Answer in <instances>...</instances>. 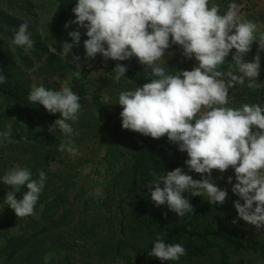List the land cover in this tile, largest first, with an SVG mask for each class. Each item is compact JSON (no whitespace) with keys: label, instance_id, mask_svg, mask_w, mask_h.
Here are the masks:
<instances>
[{"label":"clouds","instance_id":"9594fccd","mask_svg":"<svg viewBox=\"0 0 264 264\" xmlns=\"http://www.w3.org/2000/svg\"><path fill=\"white\" fill-rule=\"evenodd\" d=\"M72 12L75 19L68 21L65 28L73 24L78 27L68 32L72 43L61 44L64 56L79 46V29L84 28L87 57L101 54L105 61L136 57L140 64L150 67L155 79L119 93L122 128L154 139L166 135L180 152L187 153L184 163L188 170L201 174V179L196 180L181 167L165 172L148 188L152 202L157 207L167 205L177 216L194 213L185 192L201 197L206 194L210 204H223L228 190L217 186L212 171L224 173L231 167L236 183L232 184L231 176L227 183L232 184V193L239 197L233 202L238 219L257 230L264 228V107L227 106L229 89L243 84L246 78L254 80L259 76L264 35L257 41L256 24L241 17L236 3H231L221 15L218 5L209 7V0H77ZM28 29V22L21 23L12 41L26 52L35 44ZM253 42L258 43L259 49L252 61H246L244 57ZM173 45H179L186 58L194 57L198 66L176 74L168 72L158 62L167 63L164 57ZM233 49L232 61L239 74L228 73L224 78L217 69ZM79 61L80 57L73 55L70 63L79 67ZM112 71L114 80L119 82L128 68L117 63ZM6 82L7 77L0 70V84ZM28 99L42 105L49 114L60 113L61 118L50 125L49 132L58 129L66 136L73 134L69 121H78L81 104L70 87L54 90L33 85ZM10 136V129L0 132V143L10 140ZM58 150L72 155L78 151L71 140L61 143ZM45 180L44 171L39 172V179H33L30 169L20 166L0 177L3 184L12 188L4 201L17 217L34 214ZM25 185L27 191L18 200L16 194ZM184 255V246L166 243L160 235L150 253L161 261H178Z\"/></svg>","mask_w":264,"mask_h":264},{"label":"rangeland","instance_id":"374dc122","mask_svg":"<svg viewBox=\"0 0 264 264\" xmlns=\"http://www.w3.org/2000/svg\"><path fill=\"white\" fill-rule=\"evenodd\" d=\"M22 1L23 4L21 2L18 4L21 10L17 9V13H14L4 7L0 0V22L18 25L28 22L30 30L35 27V22L31 21L34 14L40 15L51 9L46 0ZM231 3L238 5L243 19L256 24L255 35L258 41L259 37L264 35V0H209V7L218 5L219 12L223 15ZM55 16L56 11L41 16L42 25L39 28L35 27L44 44L50 38L48 24ZM77 27L73 24L72 31ZM13 29H4L3 32L7 35L15 34L18 29ZM79 31L81 33L79 46L74 47L67 57L61 50L52 47L32 66L22 69L20 66H12L9 71L10 80L5 86L20 100L30 102L28 96L33 85L42 84L46 88L59 90L64 86L72 88L75 80L82 83L79 89L83 92L84 100L83 111L78 121H69L73 134L66 136L58 129L52 130L51 147L44 144L35 149L17 150L13 146H3L7 140L0 143L2 150L0 154H5V158L0 160L1 177L16 166L30 169L33 179H39L40 171L46 173L45 187L39 196L34 214L23 218L17 217L14 210L4 201L7 192L12 188L0 181V248L5 246V236L9 234L27 235L32 230L40 229L52 222L63 221L61 227L36 238L9 264H221L217 249H206L205 254L200 255L198 250L187 248L186 241L179 243L185 247L186 255L178 261H161L155 257L142 258L143 249L158 235L163 236L168 225L182 224L188 215L185 213L184 216H177L167 208V205L157 207L149 193L148 188L151 185L145 184L143 185L145 191L129 195L134 182L136 154L150 143L165 142L167 136L154 139L122 128L119 93L134 90L139 86L131 84L125 76L116 82L112 70L117 63L132 66L137 70L152 69L140 64L136 57L126 61L111 59L105 61L101 54H97L95 58L87 57L84 49L86 29L80 28ZM1 37L5 35L1 33ZM52 42L57 45L55 39ZM258 49V43L253 42L251 51L244 59L252 61ZM234 53L235 49L217 69L224 74V78H227L228 73L239 74L237 66L232 61ZM73 55L80 57L79 67L70 63ZM259 55L261 58L259 76L254 80L246 78L243 84H236L229 89L228 107L240 108L244 104H259L264 107V51H260ZM183 57H185L183 49L179 45H173L166 51L164 59L167 63L163 60L158 63L173 73ZM194 66H198L195 59L188 62L185 70H191ZM250 83L252 87H249ZM95 96L99 97L101 112L96 105ZM10 126L11 122H8L6 130ZM68 140L74 142L77 154L72 155L67 151L58 150L59 145ZM110 148L122 149L123 157L109 162L106 156ZM176 167L183 168L193 179H201V174L190 172L184 161L177 156L171 159L165 172ZM221 176L223 179H218ZM229 176L233 178L232 184L236 183L234 169L231 167L224 173L212 171V178L217 186L228 190V197L223 204H230L233 198L239 199L237 195L233 197L231 193L232 184L227 183ZM26 191L25 185L16 194V198L22 199ZM203 200L208 202L206 194ZM122 203L124 212L120 207ZM9 220L13 221V225L8 232L7 225L4 227L2 224ZM215 226L236 234L242 241L251 240L264 244V228L257 230L254 225L247 224L230 213L201 219L197 228L207 229ZM124 228L125 242L119 247ZM226 246L232 264H264V258L258 254ZM3 259L4 257L0 259V264H3Z\"/></svg>","mask_w":264,"mask_h":264},{"label":"trees","instance_id":"16d2710c","mask_svg":"<svg viewBox=\"0 0 264 264\" xmlns=\"http://www.w3.org/2000/svg\"><path fill=\"white\" fill-rule=\"evenodd\" d=\"M2 5L7 7L10 11L17 13L19 8V2L23 4L22 0H1ZM51 9L48 12H42V14H34L31 21H34V26L39 28L42 25V17L49 15L53 11H56L55 18H52L49 22V40L44 44V41L37 35L35 27L30 29L32 39L35 41L34 49L25 51L24 48L14 45L12 43L14 34H5L4 29L14 30L18 29L19 25L10 22H0V34L3 33L5 37L0 38V70L2 74L7 77V82L11 76L10 70L12 66H20L19 68L30 67L36 61H39L43 55L48 53L49 48H55L61 50V44L63 42L70 43L71 38L68 36V32L72 31L71 26L67 29L65 24L75 19V15L72 12V8L75 6L77 0H46ZM57 41L55 45L52 40ZM195 59H188L183 57L180 61L178 68L171 74H176L177 71H184L188 62ZM116 65V64H115ZM114 65V67H115ZM128 71L125 74L126 79L134 85L142 86L145 83L150 82L156 77L152 75V71L134 69L132 66L127 67ZM6 82V83H7ZM6 83L0 84V132L7 131L6 125L11 122L10 126V140H7L3 146H13L15 149H35L42 145H49L51 147L50 139L53 138L52 131L49 132V127L54 123L56 119L61 118L59 113L49 114L42 105L38 103H31L16 98L11 90L6 87ZM82 83L79 80H75L72 85V91L80 97L81 109L79 115L82 114L84 107V100L82 99L83 92L79 89ZM98 110L102 111V105L99 101V97H94ZM8 129V130H9ZM5 149V148H2ZM2 150H0L1 152ZM123 150L118 148H110L106 158L111 162L113 159H119L123 157ZM10 155V154H9ZM174 156L179 157L184 162L187 157L186 152H180L178 146L168 141L165 142H153L142 148L135 156L134 171H133V186L129 195L134 193L139 194L145 191L143 185H151L152 182L160 175H162L167 165L171 162ZM2 159L5 158V154H0ZM153 173L155 175H153ZM1 177V176H0ZM232 193V192H231ZM185 197L189 199L193 206L194 213L188 212L187 220L180 224L175 223L168 225L166 232L163 235V239L166 243L176 244L186 241L187 248L198 250L199 254H205L206 249H217L219 251L221 264H232L231 255L226 245L232 246L239 251L252 252L258 254L264 258V244L255 243L251 240L242 241L236 234L225 231L220 226H215L207 229H199L197 225L201 219L211 217L213 215H219L224 213H230L238 216L236 209L233 207L234 198L230 204H210L203 200V196H191L188 193H184ZM233 197L235 194H233ZM121 210L124 212L123 203L121 204ZM63 221L52 222L49 225L42 226L40 229L32 230L30 234H9L5 236L6 244L0 248V259L4 257L3 264H9L15 259L26 247H28L36 238L43 234L50 233L55 228L61 227ZM4 227H10L13 225V221L9 220L7 223L2 224ZM30 227L32 225L29 224ZM33 228V227H32ZM125 228L123 229V238L120 239L119 247L125 242ZM156 240V239H155ZM150 242L142 252L143 257H151V249L154 245V241Z\"/></svg>","mask_w":264,"mask_h":264}]
</instances>
